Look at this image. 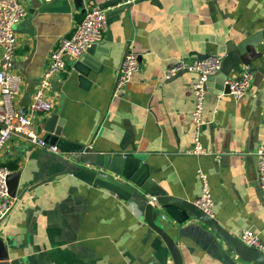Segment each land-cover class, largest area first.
Masks as SVG:
<instances>
[{
	"label": "crops",
	"instance_id": "1",
	"mask_svg": "<svg viewBox=\"0 0 264 264\" xmlns=\"http://www.w3.org/2000/svg\"><path fill=\"white\" fill-rule=\"evenodd\" d=\"M21 2L29 14L15 27L14 72L22 84L14 105L24 114L60 40L72 35L88 9H110L104 41L79 59L68 58L67 72L51 81L46 98L53 109L34 121L38 134L52 136L62 121L61 142L128 157L122 173L108 177L127 182L130 168L141 165L169 196L187 202L201 195L202 170L217 224L237 238L251 230L264 242V191L255 156L264 146V56L251 92L240 101L217 82L208 88L201 142L209 155L186 153L194 145L196 74L165 78L178 61L224 57L230 43L264 33V0H81V7L76 0ZM130 52L139 55L141 70L114 96ZM0 165L20 173L14 208L0 222L8 263L176 264L144 219V203L151 201L144 191L132 186L134 195L123 200L67 155L17 135L0 153ZM155 221L182 264H246L193 216L185 221L162 212Z\"/></svg>",
	"mask_w": 264,
	"mask_h": 264
},
{
	"label": "built area",
	"instance_id": "2",
	"mask_svg": "<svg viewBox=\"0 0 264 264\" xmlns=\"http://www.w3.org/2000/svg\"><path fill=\"white\" fill-rule=\"evenodd\" d=\"M49 3L53 0H44ZM110 9L100 7L90 8L70 37L62 38L57 47L51 52L47 68L43 72L38 87L33 95L26 113L16 110L15 98L19 95L22 79L14 71V62L17 55L18 44L15 27L28 17V10L21 0H0V153L17 135L30 143L46 148L51 152L60 153L58 147L50 145L45 137L38 134L34 127V121L40 114L49 113L53 106L46 98V91L51 81L67 72V59H79L93 48L99 46L105 39L109 29L108 12ZM223 57L208 56L195 61H178L165 73L167 80L182 72L194 73L197 76L193 84L194 110L192 118L194 122V145L186 153L189 155H209L201 142L202 128L206 125L204 120L205 100L208 95V79L216 76L222 68ZM141 61L136 53H127L121 63L114 96L120 95L133 76L140 72ZM254 71L248 67L244 69L240 77L229 78L225 85L234 101L238 102L247 96L253 87ZM258 184L264 191V146L257 148ZM11 170L0 165V222L13 210L15 199L9 193L8 177ZM198 177L201 182V195L194 204L208 217L214 219L215 202L212 196L209 177L199 170ZM155 199V198H153ZM238 239L246 246L264 253V242L251 230H244Z\"/></svg>",
	"mask_w": 264,
	"mask_h": 264
},
{
	"label": "water",
	"instance_id": "3",
	"mask_svg": "<svg viewBox=\"0 0 264 264\" xmlns=\"http://www.w3.org/2000/svg\"><path fill=\"white\" fill-rule=\"evenodd\" d=\"M122 1V0H118ZM78 7H81V0H76ZM109 16V12H108ZM264 44V33H258L253 36H249L238 42L237 44L230 43L227 46L226 54L223 57V64L221 71L213 77L208 79L207 87H211L213 82L219 84V88L222 92L228 94V86L225 82L232 75H239L244 71L246 67L251 71H256L258 64L261 63L264 56V50H259L260 46ZM97 53L94 58H98ZM83 60L85 63H90L92 60L90 57H85ZM91 64V63H90ZM52 120V119H51ZM51 120L49 122H51ZM62 121L54 131H51L52 136H48L45 140L50 144L58 147L60 152L67 155L71 160L84 166V170L87 175L91 176V179L97 177V180H116L119 181L133 190L132 196L135 193V188L140 189L147 193L151 198V201L144 203L145 209V221L150 228L158 233L169 247L172 255L175 258L176 264H182L180 253L175 248L172 240L167 236L164 229L156 224L155 219L160 213L166 212L170 216L181 215L182 220L187 221L191 216L195 217L200 223L211 229L217 236H219L236 254L245 258L246 264H264V253L256 251L245 244H243L237 237L232 236L226 232L217 222L204 214L194 203L187 202L180 198L169 196L164 190H162L150 177L148 172L143 171V167L139 165L136 168H130L134 171V174L127 176V182L123 180H117L106 175L107 172H114L116 174L122 173L124 170L125 161L123 157L112 156L111 154H102L93 151L92 148H85L83 146H74L69 142H61V126ZM66 144L72 145L69 147ZM131 159V158H129ZM123 161V163H122ZM123 167L120 170V167ZM126 169V166H125ZM20 173H12L8 177V188L11 197H16V192L19 184ZM134 186L135 188H133ZM131 196V197H132ZM121 199L126 198L119 196ZM155 198V199H153ZM8 257L5 251V245L0 238V264H10L7 262Z\"/></svg>",
	"mask_w": 264,
	"mask_h": 264
},
{
	"label": "trees",
	"instance_id": "4",
	"mask_svg": "<svg viewBox=\"0 0 264 264\" xmlns=\"http://www.w3.org/2000/svg\"><path fill=\"white\" fill-rule=\"evenodd\" d=\"M65 145L72 147V145H69L66 143H65ZM97 181L102 188L108 189V190L118 194L119 196H122L126 199L132 196L133 190L130 187H128L127 185H125L119 181H116L113 179H110L107 181H104V180H97Z\"/></svg>",
	"mask_w": 264,
	"mask_h": 264
}]
</instances>
